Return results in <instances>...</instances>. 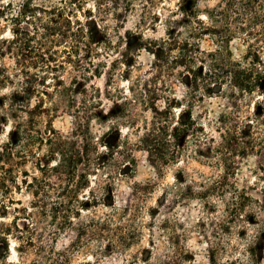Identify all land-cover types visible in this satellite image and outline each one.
Instances as JSON below:
<instances>
[{"label":"rangeland","instance_id":"1","mask_svg":"<svg viewBox=\"0 0 264 264\" xmlns=\"http://www.w3.org/2000/svg\"><path fill=\"white\" fill-rule=\"evenodd\" d=\"M183 1L193 2L0 0V79L7 77L0 85V142L7 143V176L13 178L3 197L7 215L0 214V225L7 226L8 262L33 264L39 258L33 248L18 251L22 233L16 225L24 232L30 228L26 209L31 210L33 196L14 185L25 171L38 174L36 158L23 162L22 156L30 146L27 109L43 98L41 130L52 124L70 133L75 117L90 123L101 165L82 194L99 199L83 217L104 222L131 217L133 186L141 185L134 217L141 233L133 243L112 249L107 240L94 241L71 254L69 264H160L173 233L189 253L185 264H264V81L247 92L229 80L207 89L217 79H200L206 91L201 89L203 98L193 107L199 127L183 137L177 161L162 174L141 146L152 117L146 106L151 93L160 88L157 104L164 108L168 97L182 98L192 89V75L181 66V79L166 86L167 73L153 68L155 56L142 46L172 29L201 50L217 47L210 34L190 26L191 18L180 10ZM219 1L197 0L199 18L207 21L205 10ZM229 47L242 60L257 50L264 62L260 28L240 34ZM199 65L206 70V64ZM28 88L35 89L29 103L24 98ZM180 111L175 109L176 116ZM226 118L242 128L229 176L217 153ZM45 153L43 145L38 155ZM10 155L22 163L14 165Z\"/></svg>","mask_w":264,"mask_h":264},{"label":"trees","instance_id":"2","mask_svg":"<svg viewBox=\"0 0 264 264\" xmlns=\"http://www.w3.org/2000/svg\"><path fill=\"white\" fill-rule=\"evenodd\" d=\"M180 10L191 18L190 26L198 34H210L217 47L211 51L201 50L199 46L194 47L190 39L180 40L172 29L167 37L152 40L142 46L155 56L153 68L160 75L167 73L168 80L164 82L166 86L181 79L177 72L180 66L192 75V89L182 98L168 97L166 106L160 108L157 104L160 88H157L147 100L146 106L152 111V117L145 126L141 146L148 152L149 159L160 174L167 165L177 161L183 148V137L199 127L193 115V107L203 98L201 89L206 91L200 79H217L207 89L212 88L214 82L227 84L229 80L232 86L247 92L254 91L264 81V62L257 50L253 52V57H248V53L242 60L235 58L229 47V43L240 34L258 28L264 32V0H220L215 7L205 10L207 21L199 18L197 0H193L190 6L183 1ZM203 63L207 65L206 70L199 65ZM5 83L7 77L0 79V85ZM34 93L35 89L28 88L24 93L25 102L29 103ZM43 101L42 98L41 103L27 109L30 119L25 139L30 142V146L27 154L22 156L23 162L32 156L36 158L38 174L25 171L20 183L14 185L17 189L24 186L33 196L31 210L26 209L32 220L30 228L24 232L16 225V229L22 233L19 236V253L33 248L39 255L33 264H69L71 254L94 241L107 240L112 249L131 245L138 233H141L134 222L141 185L133 186L131 217L123 215L118 222H113L115 216L106 222L95 217H83V212L95 208L99 199L82 194L90 186V176L97 170L96 165H101L100 156L94 151L90 123L75 117L70 133L56 130L52 124L41 130L37 122L43 114ZM176 108L181 109L178 116L175 114ZM225 121L227 127L220 130L222 141L217 153L223 162L226 176H229L242 128L228 118ZM43 145L47 146V153L40 158L38 154ZM7 152V143L0 142V214L4 217L7 215V201L3 197H7V190L11 191L10 179L13 181V178L7 176ZM8 157L14 165L22 163L11 155ZM13 164L9 169L12 172L9 177H13ZM148 186L151 187V184L148 183ZM12 224H15L14 221ZM0 226V248L4 249L0 253V262L20 264L8 262L9 244L5 236L7 226ZM170 238L169 251L160 258V264H185L189 257L188 251L174 237V233ZM3 258L5 260L2 262Z\"/></svg>","mask_w":264,"mask_h":264}]
</instances>
